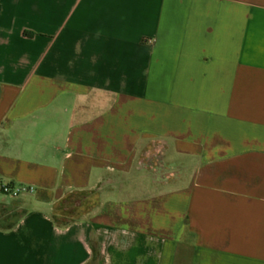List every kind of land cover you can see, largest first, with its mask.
<instances>
[{"label":"crops","instance_id":"1","mask_svg":"<svg viewBox=\"0 0 264 264\" xmlns=\"http://www.w3.org/2000/svg\"><path fill=\"white\" fill-rule=\"evenodd\" d=\"M2 185L0 264H264V0H0Z\"/></svg>","mask_w":264,"mask_h":264},{"label":"rangeland","instance_id":"2","mask_svg":"<svg viewBox=\"0 0 264 264\" xmlns=\"http://www.w3.org/2000/svg\"><path fill=\"white\" fill-rule=\"evenodd\" d=\"M7 200L12 202L13 199L7 197ZM21 215V211L16 206V201L11 204L0 206V224L10 225Z\"/></svg>","mask_w":264,"mask_h":264},{"label":"built area","instance_id":"3","mask_svg":"<svg viewBox=\"0 0 264 264\" xmlns=\"http://www.w3.org/2000/svg\"><path fill=\"white\" fill-rule=\"evenodd\" d=\"M0 190L3 194L5 195H9L12 197H18L20 193L22 192H29L32 191V189H25V188H21V187H14V186H10V185H2L0 186Z\"/></svg>","mask_w":264,"mask_h":264},{"label":"trees","instance_id":"4","mask_svg":"<svg viewBox=\"0 0 264 264\" xmlns=\"http://www.w3.org/2000/svg\"><path fill=\"white\" fill-rule=\"evenodd\" d=\"M21 216V215H20ZM20 216L17 218V220H15L12 224H10V225H2V224H0V228H3V229H10V228H12L14 225H15V223L18 221V219L20 218Z\"/></svg>","mask_w":264,"mask_h":264}]
</instances>
